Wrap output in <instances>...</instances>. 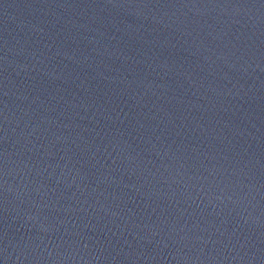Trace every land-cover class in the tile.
<instances>
[{"label":"water","instance_id":"obj_1","mask_svg":"<svg viewBox=\"0 0 264 264\" xmlns=\"http://www.w3.org/2000/svg\"><path fill=\"white\" fill-rule=\"evenodd\" d=\"M0 264H264V0H0Z\"/></svg>","mask_w":264,"mask_h":264}]
</instances>
